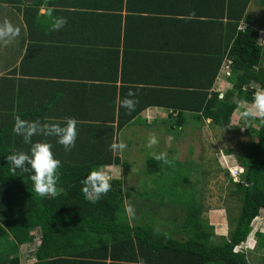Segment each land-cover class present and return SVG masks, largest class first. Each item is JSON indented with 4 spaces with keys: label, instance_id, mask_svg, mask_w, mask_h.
I'll return each mask as SVG.
<instances>
[{
    "label": "trees",
    "instance_id": "1",
    "mask_svg": "<svg viewBox=\"0 0 264 264\" xmlns=\"http://www.w3.org/2000/svg\"><path fill=\"white\" fill-rule=\"evenodd\" d=\"M0 1L12 5V9L18 6L16 0ZM46 1L31 0L25 7L34 13L29 15L26 9L24 22L19 19L18 11H15L16 15L11 14L12 18L21 21L22 28L25 27L29 36L28 44H20L22 46L19 48H24L27 53L21 61L23 66L31 58L35 69L40 68L38 74L53 75L54 69H70L71 76H75L80 66L85 65L79 60L84 59L87 63L95 64L92 63L94 72L98 73L103 83H64L45 78L33 84L32 92L35 91L37 95L31 96L35 99H27L25 97L28 95L17 93L21 91L22 82L13 78L17 74L16 67L1 77L0 264H250L246 253L235 252L234 247L247 240L253 220L264 208V118H244L241 122L243 132L235 130L249 139L245 144L247 153L237 154L239 166L245 168L240 179L234 181L229 170H226L229 182L235 188L230 192L236 195L241 204L238 215L228 217L232 228L227 236L217 238L213 225L203 214L196 197L188 190L192 183L190 170L193 165L174 168L153 155L146 161L144 177L150 178V175L152 181L147 182L145 189L151 190L152 197H160V201L148 202L147 209L141 208L150 218L136 217L131 223L125 204V199L131 196L125 184L130 164L119 156L120 151L110 150V145L119 143L121 129L144 106L132 112L120 106L119 101L126 95L124 89L128 90L129 87L124 84L127 82L125 73L123 70L119 72L120 51L113 45L116 38L112 39V36L117 35L113 29L117 27L112 25L109 14L95 10L100 0H67V3L59 0L63 4L61 6L68 4L74 8L65 13L67 15L63 19L66 23L62 28L81 29L82 33L63 35L66 38L64 41L60 39L61 36L49 33L47 40L58 48L37 46L38 33L33 32L32 27H48L51 32L55 29L54 21L59 19L39 16V8ZM172 2L176 10L181 1ZM250 2L199 0L200 13L214 16L217 20L209 22L211 28L203 25L198 29L195 44L201 46L200 51L210 50L214 45L217 56L211 62L213 67L207 66L204 76L194 77L196 83L189 82L191 73L177 74L176 78L180 76L185 80L177 83L174 75L169 76L168 79L172 78L169 85L180 88L169 90L168 99L153 103L177 113L175 116L170 114L174 118L172 128L184 126L185 112L192 113L196 121L209 118L215 127L229 128L240 103H251L256 90L264 89V44L259 41V30L242 22L246 19L244 15ZM63 13L58 12L57 15ZM198 23L202 24L203 21L199 20ZM17 24L20 25L19 22ZM102 30L107 39L99 43L97 51L93 49L92 42L97 37L95 33ZM118 40L119 34L116 45ZM48 49H53V53ZM11 50L17 49L14 46ZM200 51L194 53L186 50V53L198 56ZM226 59L232 61V88L222 96L217 92L210 93L208 89L204 91L203 88L212 86ZM23 66L19 70L21 74ZM118 73H123L120 86L116 83ZM186 87L194 88L184 90ZM15 102L19 106L16 107ZM116 105L119 106L117 114ZM16 116L29 121L63 122L67 118H74L77 122V137L70 150L57 144L55 137L32 138L33 141H49L54 155L60 160V178L54 197L37 195L31 188L30 170L13 169L7 162L6 157L11 152H28L30 147L12 130ZM231 152L232 149H226V153ZM108 165H120L123 168L122 177L111 179V189L95 202L86 199L81 191V181L90 170ZM164 166L173 168L176 173L170 176L163 171ZM154 206L162 210L168 208V215H154ZM256 235L259 245L264 247V232H257ZM22 246L23 249L25 246L23 253Z\"/></svg>",
    "mask_w": 264,
    "mask_h": 264
},
{
    "label": "crops",
    "instance_id": "2",
    "mask_svg": "<svg viewBox=\"0 0 264 264\" xmlns=\"http://www.w3.org/2000/svg\"><path fill=\"white\" fill-rule=\"evenodd\" d=\"M52 1L54 2L50 3V1L47 0L46 3L40 6L39 16H41V18H63L67 15L65 14L66 12L74 10V8L67 6L68 4L61 6L63 5L62 3H67V0H60L62 3H60L59 0ZM180 1L181 2L176 10L173 9L172 0H100L97 2L99 4L97 6L99 7H95V10H101L103 12L102 14H109L111 16L110 19H112V25L117 27L116 29H113V32L117 35L112 36V39L116 38L113 40V45H115L114 48L120 51L118 62L119 72L121 73L123 70L125 78H127V82L124 84H126L129 89L127 90L125 88L124 93L127 94L130 89L135 93V99L138 101L135 109L142 108L144 106L141 111L138 110L135 112L133 119L127 123L121 131L127 127L132 128L131 130H136L140 127L143 128L146 125L150 127L153 125L159 126L161 123L167 121L168 117L172 118L173 122L174 118L171 117L170 114L172 113L173 116H175L177 115L176 112H173L171 109L161 106L158 103H153L155 100L168 99L169 90L171 91L180 88L178 86L169 85V82L172 81V78L168 79L169 76L174 75V79H176L175 82L177 83V81H185L180 76L176 78L177 74L185 75L191 73L192 77L189 82L196 83V78L202 75L204 76L207 66L213 67L211 62L217 56L213 49L214 45L211 46L210 50L205 51V49H203L200 51L199 47L201 48V46L197 45V47L195 43L198 40V29L203 25L209 28V22L212 20H215L216 22L217 18L201 14V9L198 7L199 0ZM3 2L4 1H0V12L2 14L3 11L4 13L11 12L7 10V8H11L10 4L5 2V5ZM30 2L31 0L15 1V3L18 4L17 7H14L16 9L15 11L19 12V19L23 22L24 11L28 9L25 6ZM29 11L30 10L28 9L27 12L29 15L34 13ZM58 12L64 13L58 16ZM2 14L1 17L4 18ZM244 16L246 19L242 22L257 28L260 32L259 41L261 40L260 43L264 44L262 42L264 39V0H251ZM8 17L9 15H6V18ZM19 19L18 22L21 24ZM199 20H202L205 24H199ZM225 20L226 19H223V21ZM100 24H102V22H100ZM118 26H120L119 29ZM49 29L50 28L48 27L43 29L40 27H32V31L38 33L36 40H38L39 43L36 44L37 46L44 45L46 48H58L56 45L51 43L52 41L47 40L49 33L61 36L60 39H63V41L66 39L63 35H81L82 33L81 29H68L66 27L58 30L54 29L55 31L53 30L51 32ZM20 34H22V31L19 32V35ZM95 34L97 37L93 38L94 42H92V47L94 50L98 51L100 46L99 43L101 44V42L106 40L107 37H105L103 30L102 32H96ZM118 34L119 40L116 45L115 43L117 42ZM98 35L101 37H98ZM28 42L29 38L25 40L24 44L27 45ZM7 46V44L0 42V48L3 47L6 50ZM186 50L194 53L198 50L200 53H198V56L191 53L193 54V56H191L189 53H186ZM49 51L53 53L54 50L51 49ZM11 53L12 56H15L14 52L11 51ZM25 53L26 50L24 48L18 49L15 58H10V61H6V67H4V69L0 68V79L1 77L6 76L9 70L16 67L17 74H14L13 78L15 77L17 82H19V80L22 82L21 91H17V93L22 92L28 95L25 97L27 99H35L31 96L37 95L35 94V91L32 92L33 84L35 81L44 80L45 78H51L55 81L59 80L64 83L72 82L79 84H99V82H102L98 73L94 72V68L92 67L93 62L87 63L84 59L79 60V63H84L85 65L80 66L81 68H79L78 73L75 76H71L70 69H54L53 75H41L37 73L40 68L39 70L35 69L36 65L32 64V60H30L31 58H28V60H26L27 63L23 66L21 61L22 59H25ZM6 54L5 55L8 56L7 50ZM7 58L2 59L6 60ZM22 66L23 74L19 73ZM120 73H118V79L116 81L117 86L122 84L120 77H123V73L122 75H120ZM230 75L231 73H228L226 76L225 72L220 68L212 86L210 88H203V90L205 91L208 89L210 93L217 92L222 96L225 92L232 88ZM194 77L196 78L194 79ZM136 78L138 79L135 80ZM192 88L194 87H186L184 90H190ZM17 105L19 106V103H16V107ZM243 109H245V107H242V103H240V107L235 112H242ZM115 112L116 114L119 112L118 105H116ZM184 115V126H186L189 123V120H187L188 116H191L192 113L185 112ZM201 121L212 125L211 119L209 118H202ZM233 121L234 120L232 119V122ZM237 123L239 124L238 121ZM233 126L234 124L232 123L231 127ZM239 126L243 127L242 123H240ZM183 127H178L177 129H182ZM231 127L227 129H231ZM139 218L140 217L137 219Z\"/></svg>",
    "mask_w": 264,
    "mask_h": 264
},
{
    "label": "rangeland",
    "instance_id": "3",
    "mask_svg": "<svg viewBox=\"0 0 264 264\" xmlns=\"http://www.w3.org/2000/svg\"><path fill=\"white\" fill-rule=\"evenodd\" d=\"M2 6L4 7L3 4ZM10 6L11 10L9 8L7 10L11 12L4 13L3 11V14L0 12V23L7 20L17 26L22 31V34L7 43L6 50L8 51V56H6V50L3 47L0 48L1 69L6 67L7 60L10 61V58H15L16 52L22 46L20 44L25 43V40L29 37L25 28H22L21 24H17V19L12 18L11 14L16 15V13L15 9H12V5ZM1 14L4 18L1 17ZM6 15H9V17L6 18ZM262 42L264 43V39ZM14 46L17 51L11 50V47L13 48ZM11 51L14 52L15 56H12ZM241 103L245 109L251 106L249 102ZM242 112H235L234 121L232 122L234 127L231 129L215 127L214 125L207 124V122L196 121L192 116H188L187 120H189V123L182 129L179 128L180 130L171 127L172 118L168 117L167 121L161 123L159 126L153 125L150 127L146 125L138 129L135 127L136 130H131L132 128L127 127L121 131L118 134L119 142H123L126 147L120 150L119 156L126 163L130 164L125 183L131 193V196L125 199L130 222H134V218L136 217L146 216V212L144 210L141 211V208L147 209L148 202L156 203L160 201V197H152L151 190L145 189L148 187L147 182H151L152 180L150 179V175V178H145L144 176L147 158L151 155L156 156L164 153L167 162L163 161L170 164V167L193 165V169L190 170L192 183L189 185L188 190L196 197L203 214H206L210 224L213 225L217 238L227 236L229 230L232 228L228 217L233 218L237 216L240 212L241 204L236 195L230 192L235 188L229 182L230 178L226 170L229 167L239 166L237 154L247 153L245 144L249 139L242 133L235 132L236 129L237 131L239 130V127L240 131L243 130V127L239 126L244 119L241 115ZM149 135H154L157 138V143L151 148L146 147ZM229 148L233 151L231 154L226 153V149ZM102 168L109 174L110 180L122 177L123 168L120 165H108ZM239 168V177L233 179L234 181L239 180L240 175L245 170L241 166ZM163 171L168 172L170 176L174 172L176 173V170L173 168L169 169L165 166ZM165 176L167 177L166 174ZM141 191L144 192L143 195H141ZM166 196H168V193ZM143 198H146V200ZM142 203H146V205ZM152 211L154 215L159 216L168 215L169 213L168 208L162 210L161 207L156 206L153 207ZM146 217L150 218L148 215ZM257 232H264V208L260 210L259 215L253 220L252 231L247 240L242 244L244 247H253L252 249H246V255L250 264H262L264 257V247L259 245ZM24 250L25 246L24 249L22 246L21 252L23 253ZM30 259L33 262V258L31 257Z\"/></svg>",
    "mask_w": 264,
    "mask_h": 264
},
{
    "label": "clouds",
    "instance_id": "4",
    "mask_svg": "<svg viewBox=\"0 0 264 264\" xmlns=\"http://www.w3.org/2000/svg\"><path fill=\"white\" fill-rule=\"evenodd\" d=\"M65 23L66 20L63 18L56 19L54 21V28L58 30ZM19 31V28L9 21H3L0 23V42L4 44L9 43L19 35ZM228 60L230 64L227 63ZM231 62L230 59H226L222 64L221 70L225 72L226 76L228 72L231 73ZM226 65H228V68ZM119 103L127 112H132L135 111L138 101L135 99V93L130 89ZM241 115L245 119L264 118V89L256 90L252 97L251 106L247 107ZM76 123L74 118H67L63 122L48 120L43 122L40 120L29 121L22 119L20 116L14 118L13 132L21 136L24 143L29 144L30 147L28 152H11L7 155L6 159L13 169L27 168L30 170L31 188L37 195L41 197H54L56 195V186L60 178L58 171L60 160L54 155L52 144L49 141H33L32 138L34 136L55 137L57 144L62 145L65 150H70L74 146L77 137ZM156 143L157 138L154 135H149L146 147L151 148ZM125 147L126 145L123 142H114L110 145V150L115 152L123 150ZM155 158L167 162L164 153L156 155ZM81 184V191L85 198L93 202L111 189L110 176L102 167L90 170L81 181ZM242 244L243 242L236 245L234 251L246 253V249L253 248L251 246H247L248 248L244 247Z\"/></svg>",
    "mask_w": 264,
    "mask_h": 264
},
{
    "label": "built area",
    "instance_id": "5",
    "mask_svg": "<svg viewBox=\"0 0 264 264\" xmlns=\"http://www.w3.org/2000/svg\"><path fill=\"white\" fill-rule=\"evenodd\" d=\"M240 28H243V27H240ZM227 63L230 64V61L228 60ZM226 67L228 68V65H226ZM228 169H229L230 175L233 179H237L239 177V174H240V168L239 167L233 166V167H229Z\"/></svg>",
    "mask_w": 264,
    "mask_h": 264
}]
</instances>
